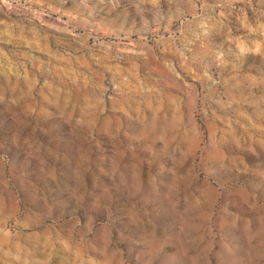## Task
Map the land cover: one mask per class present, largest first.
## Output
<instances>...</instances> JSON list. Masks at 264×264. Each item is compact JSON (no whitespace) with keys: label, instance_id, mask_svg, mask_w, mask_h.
Masks as SVG:
<instances>
[{"label":"clouds","instance_id":"1","mask_svg":"<svg viewBox=\"0 0 264 264\" xmlns=\"http://www.w3.org/2000/svg\"><path fill=\"white\" fill-rule=\"evenodd\" d=\"M0 264H264V0H0Z\"/></svg>","mask_w":264,"mask_h":264},{"label":"rangeland","instance_id":"2","mask_svg":"<svg viewBox=\"0 0 264 264\" xmlns=\"http://www.w3.org/2000/svg\"><path fill=\"white\" fill-rule=\"evenodd\" d=\"M92 43V41L91 40H89V44H91ZM129 65H127V64H125V67H128ZM153 67H155V65L153 64Z\"/></svg>","mask_w":264,"mask_h":264}]
</instances>
